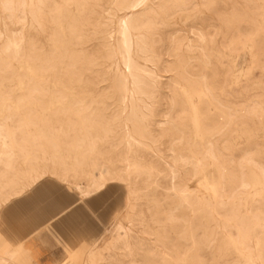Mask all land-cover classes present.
<instances>
[{
    "label": "rangeland",
    "instance_id": "374dc122",
    "mask_svg": "<svg viewBox=\"0 0 264 264\" xmlns=\"http://www.w3.org/2000/svg\"><path fill=\"white\" fill-rule=\"evenodd\" d=\"M135 1L0 0V205L113 187L60 264H264V0ZM5 252L34 264L0 217Z\"/></svg>",
    "mask_w": 264,
    "mask_h": 264
},
{
    "label": "crops",
    "instance_id": "0c3cea01",
    "mask_svg": "<svg viewBox=\"0 0 264 264\" xmlns=\"http://www.w3.org/2000/svg\"><path fill=\"white\" fill-rule=\"evenodd\" d=\"M38 185L51 188L55 195L40 199L32 197L31 193ZM107 189L112 191L113 187ZM17 202L27 207L26 214L15 226H10L3 217L2 223L8 240L20 242L34 264H60L69 255L84 251V228L68 227L84 209V197L80 194L48 180L34 184L29 192L10 203ZM106 229H103V235Z\"/></svg>",
    "mask_w": 264,
    "mask_h": 264
},
{
    "label": "bare ground",
    "instance_id": "6f19581e",
    "mask_svg": "<svg viewBox=\"0 0 264 264\" xmlns=\"http://www.w3.org/2000/svg\"><path fill=\"white\" fill-rule=\"evenodd\" d=\"M7 1V0H6ZM127 3V2H126ZM137 1L135 0H129V2L127 3L126 8L127 9H132L136 6ZM175 4V3H174ZM22 5V4H21ZM7 8V7H6ZM133 22V21H132ZM120 27H119V32H118V36H117V40H116V45L114 48V54L117 55L119 57V59L121 60L123 66L127 69V70H131L132 68H136L131 60L130 57V47H131V38H130V34L129 31L130 29H132V26H130V22L128 19H123L120 21ZM136 25V24H135ZM140 28V27H139ZM137 28V29H139ZM12 38V37H11ZM7 40V39H6ZM14 44V43H13ZM135 45L138 49V51L140 52V54H145L147 52V49L145 47V45L143 44V42H135ZM112 48V47H111ZM113 49V48H112ZM19 50V49H18ZM112 51V50H111ZM32 53V52H31ZM3 57V56H2ZM35 58V57H34ZM6 60V59H5ZM38 61V60H37ZM30 62V61H29ZM45 62V61H44ZM33 63V62H32ZM31 63V64H32ZM38 63V62H36ZM35 67V66H34ZM27 72V70H26ZM152 72L147 71L144 68H137L136 73H131L129 75L130 79H131V84L133 85L135 92L137 93H141V94H145V89L147 88V86H149V82L151 80V76H152ZM21 75V74H20ZM154 75V74H153ZM118 77V76H117ZM34 78V77H33ZM117 81V80H116ZM126 81V79H124V82ZM0 82H2V80L0 79ZM8 82V81H7ZM27 82V81H26ZM119 84V83H118ZM122 84V83H121ZM124 84V83H123ZM124 87V86H123ZM124 90V88H123ZM205 90V89H204ZM120 91V89H119ZM206 91V90H205ZM208 91V90H207ZM29 92V91H28ZM15 95V94H14ZM201 95V94H200ZM212 96V95H211ZM122 100V98H121ZM133 102V100H132ZM12 106V104H11ZM16 108V107H15ZM199 110V108L197 109ZM13 113V112H12ZM200 119V118H198ZM189 120V119H188ZM207 121V120H206ZM11 126V125H10ZM202 126V125H201ZM38 128V127H37ZM203 130V129H202ZM22 132V131H21ZM30 132V131H29ZM135 132V131H134ZM14 133V132H12ZM88 134V133H87ZM126 135V134H125ZM41 136V135H40ZM85 136V135H84ZM32 137V136H31ZM144 137V136H143ZM3 136L0 134V146L4 145L5 143H3ZM10 138V137H8ZM44 139V138H43ZM46 140V139H45ZM44 140V141H45ZM14 141V139H13ZM80 141V140H79ZM15 142V141H14ZM51 142V141H50ZM77 142V141H76ZM81 142V141H80ZM87 142V140H86ZM91 142V141H90ZM26 143V142H25ZM46 143V142H45ZM44 143V144H45ZM52 144V143H51ZM81 144V143H80ZM30 145V144H29ZM47 145V143H46ZM79 145V144H78ZM127 145V144H126ZM128 146V145H127ZM19 147V146H18ZM89 147V146H88ZM20 148V147H19ZM129 148V147H128ZM4 151L3 147L0 148V152ZM23 151V150H22ZM89 151V150H88ZM10 152V151H9ZM24 152V151H23ZM2 158V155H0V160ZM25 158V157H24ZM124 158V156H123ZM126 159V158H125ZM4 160V159H3ZM30 160V159H29ZM124 161V160H123ZM127 161V160H126ZM262 172V171H261ZM263 173H261L262 175ZM264 178V177H262ZM264 181V180H263ZM75 188H78V186H76ZM258 213V212H257ZM230 219V218H229ZM244 220V219H243ZM238 223V222H237ZM248 224V223H247ZM117 229L120 231H123V228L121 227V225L117 226ZM117 231V230H116ZM249 234V233H248ZM241 235V234H240ZM241 237V236H240ZM263 238V237H262ZM231 240V239H230ZM229 240V241H230ZM232 244V242H230ZM264 244V243H263ZM261 252V251H260ZM93 253V252H92ZM96 254V253H95ZM260 254V253H259ZM9 253H4V255L0 258V264H6L7 259L9 257ZM96 259V258H95Z\"/></svg>",
    "mask_w": 264,
    "mask_h": 264
},
{
    "label": "snow or ice",
    "instance_id": "6c2138e0",
    "mask_svg": "<svg viewBox=\"0 0 264 264\" xmlns=\"http://www.w3.org/2000/svg\"><path fill=\"white\" fill-rule=\"evenodd\" d=\"M50 194L55 195L51 188L46 189L44 186L38 185L31 193V196L36 199H40ZM111 196L112 193L105 188L95 190L92 194V201H88L91 211L81 209L79 218L72 221L68 227L74 229L81 227L88 228L93 222L92 213L97 211V207L104 205L111 198ZM26 212L27 207L23 206L21 202H17L16 204L7 203L0 205V217H3V219L7 221L10 226H15V224L21 220ZM69 215L72 214L70 213Z\"/></svg>",
    "mask_w": 264,
    "mask_h": 264
}]
</instances>
